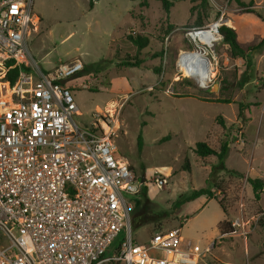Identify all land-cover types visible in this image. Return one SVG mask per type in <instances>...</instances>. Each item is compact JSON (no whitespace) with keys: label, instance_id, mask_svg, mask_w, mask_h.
<instances>
[{"label":"rangeland","instance_id":"rangeland-1","mask_svg":"<svg viewBox=\"0 0 264 264\" xmlns=\"http://www.w3.org/2000/svg\"><path fill=\"white\" fill-rule=\"evenodd\" d=\"M167 1L172 6L166 12L158 0H146V7L140 6L143 0H92V7L91 0H33L39 23L27 48L42 70L79 59L85 79L78 83L85 81L86 88L72 90L81 112L75 120L89 124L93 112L119 111L117 156L139 181L142 175L152 183L158 176L166 180L161 189L146 187V206L166 217L133 230L137 243L146 242L153 229H178L182 249L186 243L191 250L198 247L197 264H264V190L256 200L246 182L264 180V46H258L264 0ZM220 17L234 30L244 60L232 57L221 39L213 48V82L201 89L175 67L180 52L193 49L183 30ZM129 35L147 38V46L138 50ZM135 62L136 67L126 66ZM223 141L225 168L241 176L218 172L216 157L200 158L193 151L198 142L218 151ZM198 189H209L213 199L202 196L175 207ZM139 194L135 200H141ZM216 201L226 220L249 222L245 235L241 227L219 232L223 213Z\"/></svg>","mask_w":264,"mask_h":264},{"label":"built area","instance_id":"built-area-1","mask_svg":"<svg viewBox=\"0 0 264 264\" xmlns=\"http://www.w3.org/2000/svg\"><path fill=\"white\" fill-rule=\"evenodd\" d=\"M38 23L33 0H0V73L5 59L18 69L13 85L0 79V264H197L198 247L182 249L178 229L134 240L135 196L151 184L161 189L166 180L141 182L117 156L119 111L93 112L89 124L75 120L81 112L72 90L86 88L78 83L84 65L75 59L40 69L27 48ZM221 25L222 17L183 30L193 49L181 51L175 67L201 89L214 77L200 86L185 70V55L203 54L207 72L215 73ZM231 226L245 235L250 224L239 217Z\"/></svg>","mask_w":264,"mask_h":264},{"label":"trees","instance_id":"trees-1","mask_svg":"<svg viewBox=\"0 0 264 264\" xmlns=\"http://www.w3.org/2000/svg\"><path fill=\"white\" fill-rule=\"evenodd\" d=\"M158 1L162 3V7L166 12L172 6V3L167 0H158ZM92 6H93V2L91 0L90 7ZM140 6L146 7L147 6L146 0H143ZM219 33L222 36V43L229 47L232 57H236V58L244 60V51L237 44L236 34L234 30L227 27L226 25H221L219 28ZM126 38L133 45H135L138 50L145 48L148 44V39L145 37H139V36L132 37L129 35ZM258 46L259 47L264 46V38L260 41ZM138 64H139L138 62H135L133 64L127 63L126 66L136 67ZM17 70H18L17 66L11 59L3 60L1 62L2 72L0 73V79L3 81H6L10 85H13L17 77ZM84 70L81 73L82 76H84ZM87 73H90V72L87 71ZM212 102L226 103V104L229 103L228 101H219V100H214ZM220 125L223 126L221 122H220ZM138 146L139 147L141 146L140 141L138 143ZM193 151L200 158H204L208 156L216 157L217 163L213 168L217 170L218 172L223 171V172L231 173L233 175L241 176V174H238L237 172H234L232 170L231 171L227 170L225 168L224 160L228 153V144L225 141H223L220 144L218 151H215L212 148H210L205 142L196 143ZM246 182L249 184V186L252 189V194H253L254 199L259 200L260 192L264 190V180L260 178H246ZM139 195H141V200L134 201L133 208L131 211V227L133 230H137L139 227L146 225V224L147 225L153 224L166 217V214L158 213L156 210L146 206V202L148 201V198H147V189L145 186L141 189V192ZM202 196L206 197L207 199H213L212 194L209 191V189L193 190L190 194H188L187 196H185L184 198L176 202L175 207L179 208L182 205H185ZM217 203L220 206L222 213L224 214V219L218 223L217 229L219 230L221 234H231L232 232H234V229L231 226V221H228L225 219V212L223 210V207L220 204V202H217ZM188 218L189 217H186L185 221ZM158 230H161V229L159 228L153 229L152 231H158Z\"/></svg>","mask_w":264,"mask_h":264},{"label":"bare ground","instance_id":"bare-ground-1","mask_svg":"<svg viewBox=\"0 0 264 264\" xmlns=\"http://www.w3.org/2000/svg\"><path fill=\"white\" fill-rule=\"evenodd\" d=\"M185 56H186V59L184 61V64H186L185 70L189 72V75L190 74L194 75L200 86L204 85V81L207 80L208 77H214V72L211 74L207 72L206 69L207 64L203 54L193 51Z\"/></svg>","mask_w":264,"mask_h":264},{"label":"crops","instance_id":"crops-1","mask_svg":"<svg viewBox=\"0 0 264 264\" xmlns=\"http://www.w3.org/2000/svg\"><path fill=\"white\" fill-rule=\"evenodd\" d=\"M111 88H112V83H111ZM196 200H197V199H195V200H193V201L187 203V205H188V204H192V203L195 202ZM208 200H211V199H208ZM189 218H190V217H189ZM189 218H188V219H189ZM188 219H187V220H188ZM223 219H224V214H223ZM187 220H186V221H187ZM221 221H222V220H221ZM217 225H218V224H217ZM144 243H145V242H144Z\"/></svg>","mask_w":264,"mask_h":264},{"label":"water","instance_id":"water-1","mask_svg":"<svg viewBox=\"0 0 264 264\" xmlns=\"http://www.w3.org/2000/svg\"><path fill=\"white\" fill-rule=\"evenodd\" d=\"M140 181L144 182V175L141 176Z\"/></svg>","mask_w":264,"mask_h":264}]
</instances>
